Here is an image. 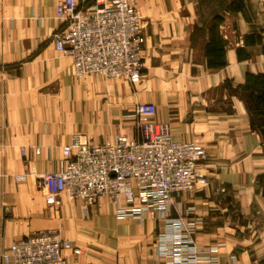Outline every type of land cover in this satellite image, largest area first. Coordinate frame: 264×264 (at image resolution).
<instances>
[{"label":"crops","instance_id":"crops-1","mask_svg":"<svg viewBox=\"0 0 264 264\" xmlns=\"http://www.w3.org/2000/svg\"><path fill=\"white\" fill-rule=\"evenodd\" d=\"M59 1L0 0V264L11 262L13 242L41 230L83 250L66 251L69 264L161 263L162 219H119L106 199L86 211L65 193L50 201L39 180L59 169L73 134L91 144L137 137L128 115L145 102L156 105L155 120L170 124L175 141L206 152L207 184L179 195L171 215L196 218V242L217 245L220 264H264V126H254L244 97L251 77L264 79V56L252 53L261 49L249 38L258 28L249 18L200 26L206 45L223 48L222 63L211 65L194 61V18H143L139 82L78 78L71 57L55 47Z\"/></svg>","mask_w":264,"mask_h":264},{"label":"built area","instance_id":"built-area-1","mask_svg":"<svg viewBox=\"0 0 264 264\" xmlns=\"http://www.w3.org/2000/svg\"><path fill=\"white\" fill-rule=\"evenodd\" d=\"M55 18L62 25L54 34L55 47L71 57L76 77L140 81L144 20L136 0H60ZM155 115L154 103L135 106L128 116L136 119L137 137L118 134L91 144L85 135L73 134L59 169L40 175L41 187L50 201L65 193L85 211L106 199L116 204L119 219H162L160 264H220L218 246L202 248L194 238L199 221L171 215L179 195L207 184L206 152L198 142L175 141L170 124ZM66 251L83 253L56 230H41L13 242L9 264H69Z\"/></svg>","mask_w":264,"mask_h":264},{"label":"rangeland","instance_id":"rangeland-1","mask_svg":"<svg viewBox=\"0 0 264 264\" xmlns=\"http://www.w3.org/2000/svg\"><path fill=\"white\" fill-rule=\"evenodd\" d=\"M229 1L230 5L228 0H142V3L141 0H136V4L142 18H194L192 28L194 61L202 62L207 59L211 65H218L223 61L221 45L217 42L206 45L200 32V26L211 25L213 27L218 22L211 18H219L221 21L223 18H249V21L254 23L252 29L257 30L258 28V31L249 34L250 43L256 42V46L261 49L252 53L264 56V0ZM197 18L205 19L206 23L199 25L196 23ZM185 55L188 57L190 51L176 53V56L185 57ZM181 67L182 70L185 68L184 65ZM105 80L122 81L106 78ZM247 90L244 97L248 102L254 126H264V79L251 77ZM237 245L242 246L241 243ZM255 261L256 259H252V262Z\"/></svg>","mask_w":264,"mask_h":264},{"label":"bare ground","instance_id":"bare-ground-1","mask_svg":"<svg viewBox=\"0 0 264 264\" xmlns=\"http://www.w3.org/2000/svg\"><path fill=\"white\" fill-rule=\"evenodd\" d=\"M144 53V52H143Z\"/></svg>","mask_w":264,"mask_h":264}]
</instances>
